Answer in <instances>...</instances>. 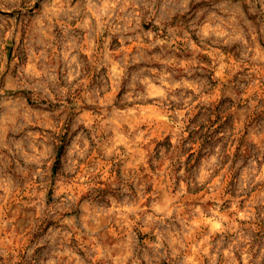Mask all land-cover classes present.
Masks as SVG:
<instances>
[{
	"label": "clouds",
	"instance_id": "obj_1",
	"mask_svg": "<svg viewBox=\"0 0 264 264\" xmlns=\"http://www.w3.org/2000/svg\"><path fill=\"white\" fill-rule=\"evenodd\" d=\"M27 10L22 12L20 20L26 29L23 43H20V34L16 33V41L21 56L25 62L19 65V75L9 81L7 78L0 85V147L6 148L11 160L0 153V160L7 163L15 162V169L0 178V201L7 202L14 191L23 181L25 185L34 181L35 169L47 155V134H41V123L44 113L41 107H34L35 93L40 92L49 99L53 94L63 99L69 94H75L77 89H82L81 99L87 103H98L99 92L107 96L109 90L122 91L119 101L111 107V100L106 99L103 104L104 113L98 118V126L91 133L82 129L71 137L65 146V157L72 166L84 161L91 150H99L104 159L115 158L122 161L124 168L129 165L135 168L145 163L143 151L144 144L150 135L143 130L128 125L130 119H135L137 114L143 115L150 109H155L160 114L167 131L172 133V143L177 142V136L183 131L184 118L181 110L188 109L191 98H185L182 91L185 83L183 80L174 79L176 69H185V61L177 60L174 56V45L181 40L186 47L193 48L196 37L200 44L231 42L234 38L244 41L245 33L241 28V21L249 25V31L255 32L256 27L246 17H242L238 4L233 0H212L206 9H196L186 21V31L183 36H177L171 23L173 16L178 11L187 8L189 0H23ZM260 7L256 9L257 15L264 14V0H256ZM21 0H3L0 9L19 8ZM250 9L255 7L249 0ZM195 17V18H193ZM150 22L145 29L143 24ZM15 25V21H13ZM264 32V24L259 25ZM158 29V31H155ZM168 36L161 38L164 31ZM12 36V32L5 34L0 39V53L3 52L5 41ZM103 42V47L101 46ZM111 42L113 51L108 50ZM135 47V52L129 55V50ZM123 52L117 58L116 52ZM91 52L92 55L85 60L81 53ZM13 64L16 65V52L13 53ZM130 65L132 67H130ZM92 67L103 81L102 89H87L86 70ZM169 68L173 71H169ZM0 71L3 66L0 65ZM18 90V91H17ZM15 91V95L7 94ZM25 91L34 93L24 94ZM81 99H75L74 104L79 110ZM173 102L176 110L171 111ZM102 132L103 137L97 135ZM223 134V133H221ZM123 148V151L121 150ZM222 143L210 145L204 149L199 161L192 166L187 174L184 166L181 167V179L173 188L168 182L161 183L147 207L142 205L145 199L143 193H138L132 198L125 194L126 189L108 193L103 200L92 203L90 199L75 205V211L63 215L56 225L59 207L53 204L48 209L52 223L47 231L39 236L36 243L28 250L29 259L36 248L41 252L35 257L39 264H96L101 260L103 264H141L138 254V237L126 231L120 239L105 242L104 235L98 230V213L95 209L109 207L113 201H118L117 210L124 217L122 223L131 224L127 216L131 214L134 219H139L138 214H143L144 223H155L157 220L172 216L177 217L164 229V233L157 231L155 243L145 241L149 248L159 256L161 249L167 253L169 248L172 255L178 259V264H200L199 257L207 252L211 231L202 235L199 240L192 237V226L189 219L179 216L181 198L184 196L185 183L196 190L198 187L214 188L219 176L217 171L222 168ZM40 149H43L41 151ZM264 155V153H262ZM62 158V163H63ZM181 163L183 157L180 158ZM175 160H165L167 169ZM255 169V161L250 162ZM146 166V165H145ZM99 170V161L94 162V167L86 169V175H93ZM33 172V181L25 180V173ZM164 175L163 173H159ZM255 175V172H254ZM185 176L187 180L185 182ZM256 181L264 180V167L255 175ZM242 190V189H241ZM264 194V193H262ZM33 189L31 196L37 197L31 202L40 215L43 204L40 197ZM58 194L54 195V200ZM68 197L61 201L65 207ZM237 204L232 205L235 211ZM218 212V209H217ZM213 213L208 209L207 214ZM110 213L105 211L104 215ZM206 213L201 212L200 205L190 206L188 217L193 221L200 219L210 229L217 232L231 231L233 222L225 223L226 216L211 214L204 219ZM239 219H245V213L237 212ZM14 219V217H13ZM177 220L179 226H177ZM11 220L6 219L0 210V229H6ZM106 231V229H104ZM73 237L79 244H74ZM167 244V248L165 247ZM77 247L85 248L82 256L78 254ZM221 249H217L219 253ZM180 253H183L181 255ZM223 255L228 264H236L233 246L223 249ZM243 264L253 260V253L247 248L241 253ZM264 258V250L260 252ZM15 264V262H13ZM258 264V261L253 262Z\"/></svg>",
	"mask_w": 264,
	"mask_h": 264
},
{
	"label": "rangeland",
	"instance_id": "obj_2",
	"mask_svg": "<svg viewBox=\"0 0 264 264\" xmlns=\"http://www.w3.org/2000/svg\"><path fill=\"white\" fill-rule=\"evenodd\" d=\"M0 3H3V0H0ZM211 3L212 0H189L186 10L176 12L172 18L171 23L176 35L183 36L187 30L186 21L196 9H206ZM252 3L255 7L250 9L249 0H233V4H238L242 17H246L251 25L256 27L255 32H250L249 25L241 21V28L245 33L244 41L234 38L227 42L224 38V42L220 44L206 42L202 45L193 36V48L186 47L181 40L173 46L175 58L184 60L185 69L190 70L176 69L174 76V79L183 80L185 83L183 89L178 88L176 91H182L185 98H191L188 109L180 106L184 118L183 131L173 144L172 133L166 130L159 118L160 114L155 109L130 119L128 124L123 125L125 129L130 124L151 137L143 146L145 163L135 168L129 165L125 169L123 162L115 158L104 159L99 150H91V147L90 155L75 168L65 157V146L71 137L82 129L85 133H91L97 128L98 118L104 113V101L111 100L109 110L119 101L123 82L121 90L110 89L107 96L104 92H99L98 103L84 102L81 99L82 89H77L74 95L69 94L63 99L64 107L60 111H57L61 108L59 96L53 94L49 99L40 92L35 93L36 100L32 104L34 107L42 106L44 118L41 123L44 127L41 128V134H47V155L35 169L34 181L32 171L25 173V180L33 182L25 185L21 181L6 203L0 201V210L6 219L11 220L6 229H0V264H39L35 257L40 254L41 249L36 248L31 253V260L28 250L52 223L48 209L53 204L59 207L57 227L60 217L73 213L75 205L81 201L90 199L95 204L96 201L103 200L108 193L120 190L121 186L127 190L125 194L132 198L142 192L145 196L142 205L147 207L152 194L158 190L161 183L166 181L175 188L181 179V167L184 166L187 174L199 161L204 149L216 143H222L223 148L222 168L216 173L219 179L215 187L205 186L192 190L185 183L186 191L181 198L178 214L189 219L195 240L210 231L212 233L208 242L211 246L199 257L200 264H228L223 249L230 245L233 246L236 264H243L241 253L245 248L253 253V260L249 264L255 261L264 264V258H260V252L264 250V180H255V175H259V170L264 167V32L259 28L260 24H264V14L258 16L256 9L260 4L256 0H252ZM26 10L23 0L19 8L0 9V39L12 32V36L5 41L3 52L0 53V65L3 66V71H0V85L4 84L6 78L9 81L14 80L19 75V65L25 62L26 57L19 54L16 33L20 34L22 44L27 33L20 17ZM149 26L150 22L143 24L145 29ZM167 36L168 31L165 30L161 38ZM101 46H104L103 42ZM108 50L113 51L111 42ZM135 50L134 46L130 48L129 55ZM115 54L117 58L124 55L120 51ZM81 55L87 60L92 53L82 52ZM169 71L173 69L169 68ZM84 83L89 93L93 89L104 87L103 81L98 80L92 67L87 68ZM7 94L15 95L16 92L9 91ZM24 94L34 93L25 91ZM75 99H81L79 110L74 104ZM176 107L173 102L170 110L175 111ZM97 135L103 137L104 134L98 131ZM121 150L123 151V148ZM0 153L11 160L6 148L0 147ZM165 160H175V163L166 169ZM95 161H99V170L94 171L93 175H86V169L93 168ZM252 161H255V169L250 163ZM15 167L14 161L7 163L0 160V178L11 173ZM186 180L187 176L185 182ZM33 189L44 194L39 198L43 204L40 215H37L36 208L31 206V202L37 199L31 196ZM56 194L58 196L54 200ZM64 197H68L67 203L71 204V207H65L61 203ZM234 203L237 204L235 211L232 210ZM115 205H118V201L111 202L107 209H95L98 213L97 228L104 235L105 242L120 239L126 231H130L138 237L141 264H178V259L172 255L170 248L167 253L161 249V254L157 256L145 243H155V233L159 231L163 234L164 229L177 217L176 212L169 218L157 220L155 223L149 221L147 224L144 223L143 214H138L139 219H134L129 214L127 220L132 221L129 225L122 223L124 217ZM192 205L201 206V212L206 213L204 219L215 214L226 216L225 223H229L233 222L235 217L234 227L231 231L221 233L214 228L210 229L207 224L201 223L200 219L193 221L188 217ZM208 209H213V213L207 214ZM105 211L110 214L105 216ZM237 212L245 213L246 218L239 219ZM73 241L74 244H79L75 237ZM165 247H168L167 244ZM218 248L221 249L219 253ZM76 250L82 256L86 252L85 248L77 247ZM96 264L103 262L97 260Z\"/></svg>",
	"mask_w": 264,
	"mask_h": 264
}]
</instances>
